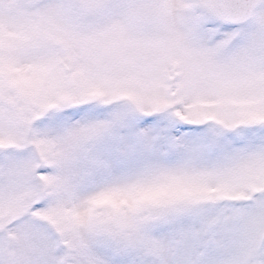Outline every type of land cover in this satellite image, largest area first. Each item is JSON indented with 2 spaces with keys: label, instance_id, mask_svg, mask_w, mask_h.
<instances>
[{
  "label": "snow or ice",
  "instance_id": "snow-or-ice-1",
  "mask_svg": "<svg viewBox=\"0 0 264 264\" xmlns=\"http://www.w3.org/2000/svg\"><path fill=\"white\" fill-rule=\"evenodd\" d=\"M0 264H264V0H0Z\"/></svg>",
  "mask_w": 264,
  "mask_h": 264
}]
</instances>
